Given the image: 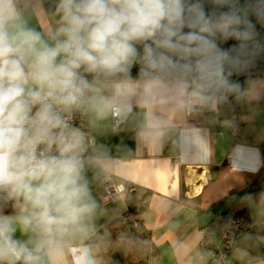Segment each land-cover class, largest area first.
Instances as JSON below:
<instances>
[{"label":"clouds","instance_id":"obj_1","mask_svg":"<svg viewBox=\"0 0 264 264\" xmlns=\"http://www.w3.org/2000/svg\"><path fill=\"white\" fill-rule=\"evenodd\" d=\"M258 25L264 0H0V264H99L92 182L112 165L93 132L158 144L264 98Z\"/></svg>","mask_w":264,"mask_h":264},{"label":"crops","instance_id":"obj_2","mask_svg":"<svg viewBox=\"0 0 264 264\" xmlns=\"http://www.w3.org/2000/svg\"><path fill=\"white\" fill-rule=\"evenodd\" d=\"M235 103L238 109L226 122L219 121L217 111L196 114L179 122L174 133L158 144L142 141L132 125L93 132L96 142L107 147L112 165L108 174L92 182L100 206L94 242L99 264H144L150 255L138 232L139 224L149 230L157 250L156 264H209L219 228L242 211L248 213L252 233L234 231L226 256L248 264L235 254L242 248L254 260L264 261V98ZM231 124L239 127L236 138L231 135ZM107 176L134 188L104 203L101 195ZM89 177L92 179V173ZM252 184L260 190L256 196L250 190ZM131 197L134 205H141L140 212L131 215L137 226L110 225L127 211L126 201ZM202 228L208 229L204 236ZM115 234L120 238L117 243L114 238V255L109 257L104 240H113ZM126 237L136 240L135 248L123 244ZM202 238L207 243L204 248ZM82 251L86 255L88 248ZM85 255L76 259L83 261Z\"/></svg>","mask_w":264,"mask_h":264},{"label":"built area","instance_id":"obj_3","mask_svg":"<svg viewBox=\"0 0 264 264\" xmlns=\"http://www.w3.org/2000/svg\"><path fill=\"white\" fill-rule=\"evenodd\" d=\"M77 124L81 123L79 119L76 121ZM120 127L116 126L115 129ZM232 135L237 134V128L232 126L230 128ZM104 192L101 195L102 202H110L122 197L123 194L131 192L133 186L128 183H115L110 176H107L103 180ZM122 223H130L132 227H136L137 223L133 220L130 214L124 215L122 217ZM236 230H239L245 234H251L253 230V225L243 214L237 213L230 221L229 224L225 227L219 228L217 232V241L210 248L211 256L209 264H241L235 261L230 260L226 256V251L230 245V240L232 233ZM201 233L203 236L208 233L207 228H202ZM201 247H206L207 243L204 238L200 241Z\"/></svg>","mask_w":264,"mask_h":264},{"label":"trees","instance_id":"obj_4","mask_svg":"<svg viewBox=\"0 0 264 264\" xmlns=\"http://www.w3.org/2000/svg\"><path fill=\"white\" fill-rule=\"evenodd\" d=\"M46 6H50V4L46 5ZM258 30L261 32V35L264 36V28H261L259 25L257 26ZM236 43L235 41H229L227 44L223 45L224 47H229L232 44ZM138 71V66H134L132 69V74L136 75ZM254 75H258L259 77H264V59H261L258 62V67L254 72ZM233 79H238L240 82H243L245 80L244 76H240V77H233ZM237 105L235 103V98L230 97L229 98V103L222 106L218 111V119L221 122H226L227 120H229L237 111ZM232 126H235L237 128V135L235 134L234 137L236 138L239 135V127L236 124H231L229 126V128H231ZM261 152H262V159H264V144H262L261 147ZM133 186V185H132ZM134 188V187H133ZM250 190L253 191V193L256 195H258V193L260 192L258 186L256 184H252L250 186ZM134 198L131 197L129 199H127L126 201V205H127V211L121 215L119 218L114 219L113 221L110 222V225L112 224H117V223H122V217L124 215H136L140 212L141 210V205H134ZM8 210V209H7ZM6 210V211H7ZM239 214H243L246 218H248V213L246 211H242V212H238ZM124 224V223H122ZM137 232V231H136ZM138 232H140L141 235V239L143 242H145V244L149 247V257L146 258V261L144 262V264H156L154 258L157 255V250L153 247V245L150 242V235H149V230H146L142 225H138Z\"/></svg>","mask_w":264,"mask_h":264},{"label":"rangeland","instance_id":"obj_5","mask_svg":"<svg viewBox=\"0 0 264 264\" xmlns=\"http://www.w3.org/2000/svg\"><path fill=\"white\" fill-rule=\"evenodd\" d=\"M114 238H115L116 243H117V239L120 238V236L116 235L115 237H112L111 239H113V240H110V239L104 240V245H105V248H106V250L108 252L109 257H111V255H114V254L111 253V251H112L111 245L113 246ZM124 240L125 241L123 242V244L131 247V249L135 248L136 245H137L136 240L134 238H132V237H126V238H124Z\"/></svg>","mask_w":264,"mask_h":264},{"label":"bare ground","instance_id":"obj_6","mask_svg":"<svg viewBox=\"0 0 264 264\" xmlns=\"http://www.w3.org/2000/svg\"><path fill=\"white\" fill-rule=\"evenodd\" d=\"M232 135V134H231ZM237 135V134H236Z\"/></svg>","mask_w":264,"mask_h":264}]
</instances>
